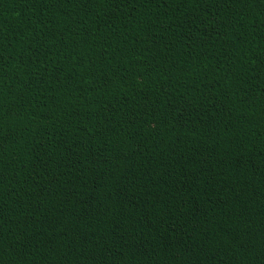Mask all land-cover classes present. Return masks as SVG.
<instances>
[{
	"label": "trees",
	"instance_id": "1",
	"mask_svg": "<svg viewBox=\"0 0 264 264\" xmlns=\"http://www.w3.org/2000/svg\"><path fill=\"white\" fill-rule=\"evenodd\" d=\"M0 264H264V0H0Z\"/></svg>",
	"mask_w": 264,
	"mask_h": 264
}]
</instances>
